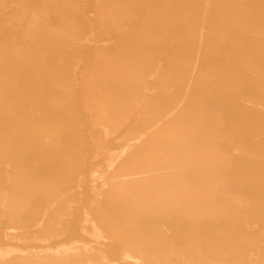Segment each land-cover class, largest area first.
<instances>
[{
  "label": "rangeland",
  "instance_id": "374dc122",
  "mask_svg": "<svg viewBox=\"0 0 264 264\" xmlns=\"http://www.w3.org/2000/svg\"><path fill=\"white\" fill-rule=\"evenodd\" d=\"M1 248L264 264V0H0Z\"/></svg>",
  "mask_w": 264,
  "mask_h": 264
},
{
  "label": "bare ground",
  "instance_id": "6f19581e",
  "mask_svg": "<svg viewBox=\"0 0 264 264\" xmlns=\"http://www.w3.org/2000/svg\"><path fill=\"white\" fill-rule=\"evenodd\" d=\"M262 28H263V27H262ZM133 141H134L133 145H137V144L139 143V141H138V142L136 141V138H135ZM118 213H119V212H118ZM120 216H121V215H120ZM120 218H121V217H120ZM122 218H123V217H122ZM93 224H94V223H93ZM94 225H95V224H94ZM94 225H93V227H94ZM91 226H92V225H91ZM92 229H93V228H92ZM96 230H97V229H96ZM93 232H94V231H93ZM99 233H100V232H99ZM99 233H98V234H99ZM95 236H96V235H95ZM92 237H93V236H92ZM10 250L13 252L14 249H10ZM10 250H7V249H3V248H1V249H0V257L4 258L5 254L7 255V253H5V252L10 251ZM11 251H10L9 253H12ZM15 251H16V250H15ZM8 255H9V254H8ZM8 255H7V256H8ZM5 257H6V256H5Z\"/></svg>",
  "mask_w": 264,
  "mask_h": 264
}]
</instances>
